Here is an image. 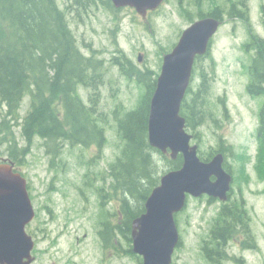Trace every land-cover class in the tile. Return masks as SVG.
Here are the masks:
<instances>
[{
  "label": "rangeland",
  "instance_id": "rangeland-1",
  "mask_svg": "<svg viewBox=\"0 0 264 264\" xmlns=\"http://www.w3.org/2000/svg\"><path fill=\"white\" fill-rule=\"evenodd\" d=\"M56 1L65 11L72 4L71 0ZM195 1L164 0L159 9L149 13L146 19L131 8L120 9L114 16L100 2L84 10H68V24L81 52L89 55L90 50L85 46L90 45L101 52L98 58L105 63V81L100 86L95 110L99 127L104 130L105 143L100 152L96 146L72 147L64 143L60 156L52 161L42 141L34 139L28 154L22 157L24 163L20 165V172L30 184L36 206H47L51 211L47 227L36 233L39 252L35 264H49L50 260L57 264H102L97 236L100 222L106 218L107 210L111 212V224L116 222L120 213L114 202L102 206L100 199L107 193V185L111 182L106 176L109 165L120 156L123 148L114 112L117 117H122L125 111L138 106L145 92L143 85L121 75L118 68L111 65L110 59L117 55L118 49L141 70L147 68L159 74L162 56L171 51L183 30L190 25L188 15L197 20ZM200 1L202 11L208 12L210 1ZM224 1L215 0L216 4H224ZM244 2L252 33L264 41V0ZM116 24H119L117 31ZM248 42L247 26L239 20L228 21L224 14L223 23L211 41L210 55L214 67L208 58L199 59L194 64L189 86L194 91L198 89L202 81L200 73L207 79L203 93L206 113L194 129L187 128V133L192 135L191 145L198 146V156L215 151L221 138L231 145L234 154L249 158L243 161L233 156L225 157L234 180L227 203L243 198L256 247L247 249L242 245V237L234 238L233 242L226 244L225 251L239 261L223 264H264V178H259L255 170L256 128L264 97L254 98L246 91L250 56L254 53L252 50L248 54L244 50ZM138 56L141 57L140 62ZM77 93L86 103L89 96L82 85L77 86ZM29 107L30 98L25 95L18 110L20 119ZM3 118H0V125ZM5 120L11 136L0 133V162L9 158L7 148L13 143V138L17 147H28L21 137L20 126L13 120ZM163 156L157 150L153 153L159 179L171 170ZM165 157L170 159L168 155ZM262 164L264 161L261 159L259 166ZM242 167L244 170L240 171ZM221 205L217 200L208 201L206 196H188L184 209L175 216L181 245L174 252V264H208L201 257L200 245L208 240ZM118 241L120 252L111 254V264H139L123 252L128 244H124L122 238Z\"/></svg>",
  "mask_w": 264,
  "mask_h": 264
},
{
  "label": "trees",
  "instance_id": "trees-1",
  "mask_svg": "<svg viewBox=\"0 0 264 264\" xmlns=\"http://www.w3.org/2000/svg\"><path fill=\"white\" fill-rule=\"evenodd\" d=\"M71 1L72 4L65 11L56 0H0V118L4 117L0 133L11 136L4 123L7 124L6 118L13 120L20 126L21 137L28 145L19 148L14 138L13 143L7 142L11 143L7 154L16 165L24 163L22 157L28 154L34 139L42 141L52 161L60 156L64 143L72 147L96 146L99 152L105 143L104 130L99 127L98 114L95 113L96 107L86 106L77 93V86L82 85L94 103L99 102V87L105 81V63L98 58L101 52L90 45L85 46L90 49L89 56L80 51L68 24L67 12L71 8L84 10L98 2L114 16L118 10L113 8L110 0ZM209 1L211 8L208 12L202 11L200 0L195 1L197 19L213 17L223 22L225 14L228 21L239 20L247 26L249 42L244 45V50L248 54L252 50L254 53L250 56L246 91L254 98L264 97V41L251 31L244 0H225L224 4ZM188 21L191 24L194 19L188 15ZM118 29L119 24H116L115 30ZM116 53L111 57V65L116 66L127 79L143 85L145 90L137 107L125 111L122 117H117L114 112L123 148L120 156L109 165L106 176L111 178V202L120 211L116 222L111 224V248L120 252L115 243L119 237L130 243L131 222L144 212L145 200L159 183L153 157L155 150L148 143L147 128L150 98L157 74L147 68L141 70L118 49ZM206 57L213 68L214 60L210 51ZM200 75V86L195 91L189 87L181 105L180 114L189 129H194L206 113L203 93L207 79L202 73ZM25 95L30 98V107L20 119L18 110ZM258 116L255 170L259 178H264V164L259 166V161H264V102ZM100 120L103 121V118ZM223 151L230 152L237 160H249L247 156L234 154L232 147L224 150L221 145H217L215 151L211 150L206 156L199 154V158L208 161L214 153ZM163 159L171 170L178 169L182 163L181 156L174 161L165 156ZM224 168L229 171L227 167ZM243 170L242 167L240 171ZM238 236L243 237L244 247H256L242 197L222 204L217 212L209 238L205 241L207 246H211V251L208 250L213 256L211 264H222L227 259L225 246ZM123 252L135 256L131 248Z\"/></svg>",
  "mask_w": 264,
  "mask_h": 264
},
{
  "label": "water",
  "instance_id": "water-1",
  "mask_svg": "<svg viewBox=\"0 0 264 264\" xmlns=\"http://www.w3.org/2000/svg\"><path fill=\"white\" fill-rule=\"evenodd\" d=\"M164 0H110L115 9L132 8L142 18L157 10ZM221 21L206 17L189 25L172 50L163 55L160 73L150 98L148 143L151 148L176 160L180 168L162 175L144 202V212L131 223L132 252L142 264H171L179 242L175 215L186 205L187 196L225 202L232 177L223 169L224 157L214 155L208 162L198 157V146L191 145L186 120L180 108L189 87L193 65L204 56ZM141 57L138 56V62ZM34 215L26 180L14 172L11 162L0 163V264H30L33 241L25 226Z\"/></svg>",
  "mask_w": 264,
  "mask_h": 264
},
{
  "label": "flooded vegetation",
  "instance_id": "flooded-vegetation-1",
  "mask_svg": "<svg viewBox=\"0 0 264 264\" xmlns=\"http://www.w3.org/2000/svg\"><path fill=\"white\" fill-rule=\"evenodd\" d=\"M85 104L88 106H91V107H93V106L96 107L94 100H91L89 97H88V100ZM258 126H259V116H258ZM258 126L256 128V132H257ZM256 139H257V133H256ZM218 145H221V148L224 150L231 147V145L224 143L223 139H221V138L218 140ZM221 154L224 157L223 166L225 165V167H227L229 169L228 172L230 174H233L232 170L230 169V166L225 161L226 156L227 157L232 156L231 153L228 151H223ZM15 171L20 172V167L15 165ZM21 174H22V172H21ZM107 186H108V191L105 194V196L104 197L100 196V199L102 200V203H101L102 206L111 205V184L109 183ZM27 190H28L31 205H32L33 210H34V215H33L32 220L25 226V230H26V233L31 237L33 244H34L33 250L31 252L32 257H33V261L31 264H35L38 260V252H39L37 250L36 233L43 231V229H45V227H47V225L49 223L48 218H51V214H50L51 211L48 209L47 206H43V208H41L40 206H36V203H35L36 199L33 196V194L31 193V187H30V184L28 181H27ZM40 227H42V228H40ZM32 229H34V230H32ZM33 231H34V233H33ZM97 236H98V239L100 242L101 263L102 264H111V254L115 255V253H114L115 250L113 248H111V212L108 210H107L106 218L100 222V227L97 231ZM118 242H116V243L114 242V243L117 245ZM123 242H124V244H128V248H130L131 243H128L125 241H123ZM230 242H233V240H231ZM180 243H179V245H181ZM178 248H180V247L177 246L174 249V252ZM209 248H211V246L210 245L207 246V243L205 241H203L200 245L201 257L204 258V260L206 262H208V264H211L213 256H211V252H208ZM247 249H251V248L247 247ZM209 251H211V250H209ZM132 258H134L138 262L142 259L140 256H137V255H135ZM172 262H173L172 264L175 263L174 261H172ZM49 264H57V263L50 260Z\"/></svg>",
  "mask_w": 264,
  "mask_h": 264
}]
</instances>
